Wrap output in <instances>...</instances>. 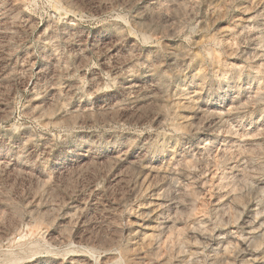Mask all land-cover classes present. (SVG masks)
Here are the masks:
<instances>
[{
	"label": "rangeland",
	"instance_id": "obj_1",
	"mask_svg": "<svg viewBox=\"0 0 264 264\" xmlns=\"http://www.w3.org/2000/svg\"><path fill=\"white\" fill-rule=\"evenodd\" d=\"M0 264H264V0H0Z\"/></svg>",
	"mask_w": 264,
	"mask_h": 264
}]
</instances>
